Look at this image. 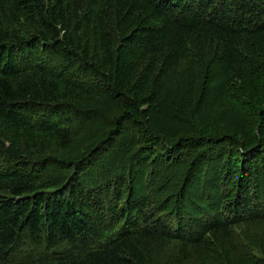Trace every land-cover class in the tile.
Masks as SVG:
<instances>
[{
	"label": "trees",
	"instance_id": "obj_1",
	"mask_svg": "<svg viewBox=\"0 0 264 264\" xmlns=\"http://www.w3.org/2000/svg\"><path fill=\"white\" fill-rule=\"evenodd\" d=\"M205 63L255 118L248 143L152 130L168 76ZM100 98L115 128L51 175L46 154L75 141L70 103ZM126 127L147 150L110 176L96 164ZM221 137L236 146L210 167V209L170 214L135 191L147 164ZM263 173L264 0H0V264H264L244 246L248 229L264 236Z\"/></svg>",
	"mask_w": 264,
	"mask_h": 264
},
{
	"label": "rangeland",
	"instance_id": "obj_2",
	"mask_svg": "<svg viewBox=\"0 0 264 264\" xmlns=\"http://www.w3.org/2000/svg\"><path fill=\"white\" fill-rule=\"evenodd\" d=\"M237 101L236 97H226L225 78L216 66L205 63L194 68L184 67L168 76L164 92L152 113V130L169 142L177 141L181 136L195 137L206 130L214 136L236 132L235 137L248 143L259 134L257 123ZM70 106L75 141L66 151L53 150L46 154L47 163L61 164L51 168V175H61L65 166L62 162L75 161L115 128L112 117L117 106L104 98L92 104L70 103ZM220 139L222 142L213 146L185 149L190 159L183 164L168 168L147 164L145 171H141L142 182L134 185L135 191L151 192L153 205L170 214L202 213L210 209L209 203L213 205L218 199V189L210 186L207 180L210 167L219 164L224 153L236 146L230 139ZM144 147L133 129L126 127L115 147L96 166L108 170L110 176L127 175L137 155L147 150ZM200 158L202 163L197 168L196 162ZM259 192L264 198V173ZM252 231L247 230L244 246L264 260V236ZM244 264L257 263L251 258Z\"/></svg>",
	"mask_w": 264,
	"mask_h": 264
}]
</instances>
